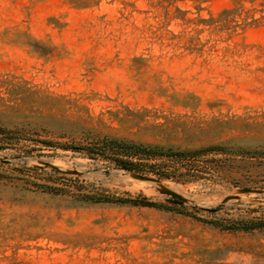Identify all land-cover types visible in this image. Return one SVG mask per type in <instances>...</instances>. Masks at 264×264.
I'll return each mask as SVG.
<instances>
[{
    "label": "rangeland",
    "instance_id": "1",
    "mask_svg": "<svg viewBox=\"0 0 264 264\" xmlns=\"http://www.w3.org/2000/svg\"><path fill=\"white\" fill-rule=\"evenodd\" d=\"M167 3L0 0V264H264V0Z\"/></svg>",
    "mask_w": 264,
    "mask_h": 264
},
{
    "label": "trees",
    "instance_id": "2",
    "mask_svg": "<svg viewBox=\"0 0 264 264\" xmlns=\"http://www.w3.org/2000/svg\"><path fill=\"white\" fill-rule=\"evenodd\" d=\"M168 3L167 5H164L165 7H169L172 3H173V0H166ZM196 1H201V0H196ZM177 14L173 16V18L175 19H179V20H183L184 23H187V22H191L192 19L188 18L186 16V13L187 11H183L181 10L180 8H177ZM230 10H226L223 15H222V19H212V21H215L217 23V25H222L224 26L225 24L229 25V22L232 20L230 18ZM170 14V13H168ZM209 21V19H205V18H202L200 17V19L198 20L197 24L199 23H203V24H206L207 22ZM208 24H211V23H208ZM228 28V27H227ZM171 37L172 39H175L177 37H184L187 39L188 41V47H186L187 49L191 50V51H201L203 50V47H204V44L203 43H200L199 42V39L197 37H195L194 35H190V36H187L186 34L183 35H177L173 32H171ZM162 37V36H161ZM113 142V144L118 148L120 147L121 149L123 148H130L132 150H135L134 152H139V151H142V150H148L146 149V147H141L140 145H137V144H128V143H124L123 141H119V140H113L111 141ZM119 162H120V165L125 167V168H134L135 166V163L132 162V161H129V160H126V159H119ZM86 199L90 200V202H98V201H132L134 203H142V204H146V205H152L153 203L150 202V201H141V200H137V199H113L109 196H106V195H86ZM209 222H211L212 224L214 225H217L218 226V222L217 221H212L210 220ZM238 224V225H237ZM264 225V221H260V222H254V221H245V222H242V223H236V224H233V225H219L221 226L222 228H225V229H231V230H252V229H255V228H258V227H261Z\"/></svg>",
    "mask_w": 264,
    "mask_h": 264
}]
</instances>
